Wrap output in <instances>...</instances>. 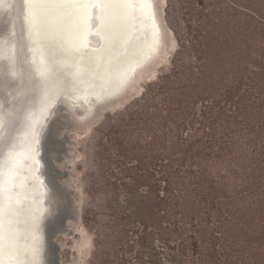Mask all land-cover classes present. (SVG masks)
I'll return each instance as SVG.
<instances>
[{
    "label": "trees",
    "instance_id": "obj_1",
    "mask_svg": "<svg viewBox=\"0 0 264 264\" xmlns=\"http://www.w3.org/2000/svg\"><path fill=\"white\" fill-rule=\"evenodd\" d=\"M163 14L169 68L99 129L98 264H264V0Z\"/></svg>",
    "mask_w": 264,
    "mask_h": 264
},
{
    "label": "bare ground",
    "instance_id": "obj_2",
    "mask_svg": "<svg viewBox=\"0 0 264 264\" xmlns=\"http://www.w3.org/2000/svg\"><path fill=\"white\" fill-rule=\"evenodd\" d=\"M163 2L164 0H150L147 4L149 6L151 4L159 22L158 27L156 26L159 32L157 38L152 33V24L149 21L150 16H147L145 5L126 6L122 9L123 15L119 18L113 16L115 6L107 0H96L95 3L85 2L73 5L70 9L64 6L67 11L75 8L79 10L77 20L71 22L70 26L62 21L61 28L56 32L57 37L45 35L44 29L40 28V36L35 39L38 38V41H41V46H37L34 55L33 52L29 53L25 46L27 41L25 33L23 34L25 13L21 11L22 0H0V18L7 22V27L0 28V121H2L0 127L6 123L8 117L10 118L7 128L2 134L0 133V161L6 156L8 147L12 144H16L29 157L27 169L20 181L22 187L16 190L20 203L17 205V214L13 217L11 224L16 245L12 250L14 264H37L38 261L42 264V259L46 257L44 253L47 252V249L42 250L44 243L48 245L45 237L46 229L42 224L38 230L36 225L50 206L46 195L50 191L51 196L53 188L43 172L37 173L39 166L45 167V164L42 160V152L38 156L39 150L34 144L36 139L34 133L44 122L51 106L59 101L82 109V112H68L67 118L65 117L66 122H72L75 129L78 127L82 132H88L96 126L101 113L97 114L94 120H89L87 118L89 109L95 106L97 101L113 96L123 87L134 68L143 62L141 68L137 69L131 77L133 80L127 89V94L125 92L120 100L116 98L114 104L105 103L106 106L101 111L104 114L120 109L138 95L142 78L156 72L165 55L167 56L172 49V33L167 28L163 16ZM33 3L31 7L35 8L34 14L37 15L43 11V6L47 8L52 6L41 3L40 0ZM89 18L94 23L91 34L86 26ZM123 24L126 26L125 33L118 37L115 31L116 25L120 29ZM120 32L121 30L118 35ZM69 38L74 46L69 45ZM43 40L48 41L47 44L49 41L53 43L46 45L42 43ZM154 40L156 43L160 40L161 43L155 55L149 53L155 44ZM10 113H12L11 116H9ZM70 113L74 114L75 119H71ZM40 147L42 149L41 143ZM60 194L62 195V192ZM9 227L6 212L4 254L0 258L2 264H8ZM82 246L86 247L85 241Z\"/></svg>",
    "mask_w": 264,
    "mask_h": 264
},
{
    "label": "rangeland",
    "instance_id": "obj_3",
    "mask_svg": "<svg viewBox=\"0 0 264 264\" xmlns=\"http://www.w3.org/2000/svg\"><path fill=\"white\" fill-rule=\"evenodd\" d=\"M164 7L165 0L163 2ZM167 28L169 29L168 26ZM171 33L173 41L172 49L170 48V52L167 56L165 55L164 60L160 63L156 72L142 78L138 87V95L134 98L141 94L143 87L155 82L156 78L169 68L171 55L177 47L172 30ZM134 98L120 109L102 113L96 126L92 127L86 133L79 130L78 127L77 129L73 128L75 126L72 122H66V118L61 117L63 119H60L58 128L50 136L47 144V153L49 152V154L46 153V160L51 169L48 172L50 173L49 176L53 185L55 184V214L46 228L50 248H48L47 253V258H49L47 259V264H98V251L95 246L93 233L81 220V215L84 211L82 202L83 200L84 202H89L87 192L89 191L92 175L97 168L96 160H99L97 149L101 138L99 129L107 116H112L122 111L128 104L135 100ZM61 192L62 195L60 194ZM92 203L93 201H91ZM84 241L86 242V247L82 246Z\"/></svg>",
    "mask_w": 264,
    "mask_h": 264
},
{
    "label": "water",
    "instance_id": "obj_4",
    "mask_svg": "<svg viewBox=\"0 0 264 264\" xmlns=\"http://www.w3.org/2000/svg\"><path fill=\"white\" fill-rule=\"evenodd\" d=\"M33 1L36 2V0H22L23 6L21 8V11L23 10V13H25V17L23 18V29H24L23 34L25 33V38H26V41H27L25 46H26V49H27V51L29 53L33 52V54L35 55L34 52L37 51V46L38 47L41 46L40 45L41 41H38V38L35 39L37 36H40L39 35L40 28L44 29L43 33L45 35H48V36H53L54 35V36L57 37L56 34H58V33H56V32H58V30L61 28V26H62L61 22L63 21V17L61 16V12L63 10H65V9H64V6H60V5L59 6L58 5H52V6H49V8H47V6H43V11L44 10L51 11L52 13H54V15L49 17V20H48V22L46 24H41L39 19H38V15L34 14L35 13V8L31 7V3H33ZM145 9H146L147 16H150L149 17V21L151 22L150 24H152V26H151L152 30H153L152 33H153V35H155L154 37L157 38V37H159V32L156 30L157 29L156 26L158 27L159 22H157L156 13H155V11L153 13V10H152L153 8H152L151 4H150V6L146 4L145 5ZM151 11H152V13H151ZM72 12H75L76 16L71 20V22L77 20L79 10H77L75 8V9L72 10ZM162 18H163V16H162ZM24 25H25V27H24ZM5 27H7L6 20H4V19L1 20V18H0V28L3 29ZM26 27H27V29H26ZM117 27H118V25H116L115 31L117 33V36L119 37V36L122 35V33L123 34L125 33L126 26H124V24H123V26L121 25L120 29H118L119 27L118 28ZM120 30H121V32L118 35V32ZM47 42L48 41H44V40L42 41V43L46 44V45H49V43L50 44L53 43V42L49 41V43L47 44ZM154 42H155V44L152 46V48L149 51V53H153L155 55L157 53V51L159 50V47H160L161 43H160V40L157 43H156L155 40H154ZM17 50L18 49H17V46H16V51ZM142 65H143V62H141L139 65H137L134 68L133 73L129 76V78L126 81V83L113 96L107 97L109 99H107L105 97L104 99H101V100L97 101L95 103V106H92V108L89 109V112L87 113L88 114L87 118L89 120H94L97 117V114H99L101 112L100 115H99V117H100L101 114H102L101 110H103L102 108L106 106L105 103L106 104H114L116 98H118L120 100L122 97H124L125 92L127 94V89L132 84V80L133 79L131 77L134 75V73H135V71L137 69L141 68ZM106 99H107V101H105ZM68 112H82V109L80 107H77V106H72V105L70 106V105H68V103H65L63 101L56 102L54 105L51 106L50 111H49L48 115L46 116L44 122L41 124L39 129L35 132L36 134L34 133V136H36V139L34 140V144H35V146L38 147V150H39L38 156H40L41 152H42V160H43V162L45 164V167L43 165L39 166V168L37 169V173L43 172L44 176L47 179V181L51 185V188H53L52 189L53 190V194H51V196H50L49 195L50 191H49L48 195H46V200L47 201L49 200L50 206L44 211L42 219L38 220V223L36 225V229L38 227V230L42 227V224H43V227L46 229L48 223L54 217V214H55V198H54V190H55V188H54L53 182H52V180H51V178L49 176V173H48L49 170H50V166H49V164H48V162L46 160L47 144H48V140L50 139V136L52 135V133L56 130V128H58V124L60 122L61 117H64V118L66 117L67 118V116L69 114ZM11 115H12V113H10L9 116H11ZM70 117H71L72 120H73V118L75 119L73 113L72 114L70 113ZM9 119L10 118L8 117L6 123L3 124V126L0 127V129H1L0 133L1 134L7 128V124L9 123ZM40 143L42 145V149L40 147ZM46 234H47V229H46L45 235ZM43 237H44V232H43ZM45 237L48 240V245L47 244L45 245V243H44V245L42 246V250L45 251L47 249V252H48L49 238H48V235H46ZM7 250L9 251V248H7ZM47 252L45 251V253H44V255L46 254V257H45V259L44 258L42 259L43 260V261H41L42 264H45L44 262H46V264H47V261H46ZM4 258H5V260H7L5 255H4ZM37 264H40L39 261L37 262Z\"/></svg>",
    "mask_w": 264,
    "mask_h": 264
},
{
    "label": "snow or ice",
    "instance_id": "obj_5",
    "mask_svg": "<svg viewBox=\"0 0 264 264\" xmlns=\"http://www.w3.org/2000/svg\"><path fill=\"white\" fill-rule=\"evenodd\" d=\"M41 3L66 6L70 9L73 5H79L81 3H95L96 0H40ZM115 6L113 11V16L119 18L123 15L122 9L126 6L132 5H146L150 0H107ZM54 15L51 11L44 10L38 15V19L41 24H46L49 17ZM63 17V23L66 25L71 24V20L76 16L75 12L63 10L61 12ZM89 34H91V29L94 27V23L91 18L86 22ZM68 43L72 45V40L69 38ZM2 125V121H0ZM28 155L24 154L16 144H12L8 147V152L6 156L0 161V258L4 254V242H5V232H4V216L7 212L9 219V230L7 233V241L9 247V258L8 264H14L13 260V249L15 248V234L11 228L13 222V217L17 214V205H19L20 200L18 198L17 189L22 187L20 183L25 170L27 169ZM6 202V204H5ZM0 264H2V259H0Z\"/></svg>",
    "mask_w": 264,
    "mask_h": 264
}]
</instances>
